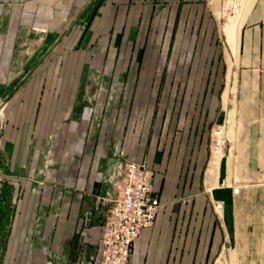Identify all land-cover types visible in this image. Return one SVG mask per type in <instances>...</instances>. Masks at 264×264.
<instances>
[{
    "label": "crops",
    "instance_id": "1",
    "mask_svg": "<svg viewBox=\"0 0 264 264\" xmlns=\"http://www.w3.org/2000/svg\"><path fill=\"white\" fill-rule=\"evenodd\" d=\"M92 1L0 0V155L25 179L16 223L24 229L8 237L3 264H63L54 255L89 201L90 249L128 159L166 173L154 179L163 205L128 264H210L223 250L228 208L234 235L242 203L264 214V0H249L233 24L221 0ZM91 61L118 81L84 83ZM179 75L190 78L186 92L218 95L201 104L197 128L188 113L184 123L175 116L164 165L156 94L175 91L163 78ZM210 119L224 122L226 145L209 177ZM186 183L195 191L178 213L167 189Z\"/></svg>",
    "mask_w": 264,
    "mask_h": 264
},
{
    "label": "rangeland",
    "instance_id": "2",
    "mask_svg": "<svg viewBox=\"0 0 264 264\" xmlns=\"http://www.w3.org/2000/svg\"><path fill=\"white\" fill-rule=\"evenodd\" d=\"M103 1V0H102ZM101 1V2H102ZM100 5V4H99ZM98 5V6H99ZM236 16H234L235 18ZM118 61H115L114 64L116 65ZM185 63L184 61L182 62ZM191 63H198V62H191ZM88 66L86 67V75H85V82L89 84H115L116 81H118L117 77L115 76L114 71V77H106L105 75V67H104V61H91L88 62ZM115 65H113L115 67ZM107 68L108 65H107ZM84 78V77H83ZM106 80V81H104ZM125 81L127 83V78H119V81ZM164 84H174L177 85L178 88L175 89V91H168V92H160L157 95L156 99V110H159L160 114V122L162 123L161 131L159 134L160 143L162 144V147H165L166 153L169 149L170 141V131H173L175 116L181 118V122H185L184 114L188 115V119L192 118V124L197 125L199 127L201 122V104L204 102L210 103L213 101H216L217 93H201V92H186L184 90V85L187 83L190 78L184 77V76H175L173 78L164 77ZM162 80V81H163ZM170 81V82H169ZM134 95V94H132ZM4 100V99H3ZM132 100V98H131ZM136 102H134L135 105ZM176 112L178 115H176ZM191 115L193 117H191ZM141 118V117H140ZM132 119L137 121V118L132 117ZM143 119V118H141ZM211 120V119H210ZM139 122V121H138ZM217 123L212 119L209 122V126H207L206 129H203L205 131L204 134H207L208 139V146L210 149V153L214 154V149L212 147V133L214 126ZM184 127H181L178 131H184ZM184 136V134H183ZM186 138H190L187 136ZM185 139V138H184ZM183 139V140H184ZM226 143L224 144L222 151L225 147ZM211 156L210 161H212ZM146 160V159H145ZM168 160V153L166 155V163L164 165H167ZM209 161V163H210ZM8 158L6 156L0 155V264H3V261L6 257V248H7V242L8 237L13 231L20 230V228L24 229V226H21L20 228L17 227V220L20 216L21 209H22V201L24 198L25 193V179L21 176H16L14 174H11L7 171V165H8ZM148 165L150 166L152 170V181L154 183L155 176H157L156 173L160 171L158 167L156 168L155 165H151L148 160H146ZM161 167V166H160ZM160 175L162 174L163 179L166 176V173L164 172V169L159 172ZM159 175V176H160ZM161 176V177H162ZM190 180V178H189ZM185 187H174V188H168V199L169 202L171 201L174 205L173 208H176L175 211L180 213L181 210H183L184 206H182L185 202L189 201L190 197H192L195 189H190V183L184 184ZM162 191V189H161ZM89 201L87 204H85L86 210H84L82 218V224L79 231L76 232V240L72 242V238L70 241H66L63 244V246H60L61 251L60 254L54 255V258L57 261H61V257L63 254L65 255V261L63 264H94V259L90 258V254L95 255L97 254L98 249V240L99 237L94 243L90 244L89 248L86 250L87 244L89 243L86 241V238L88 236V233L85 228H87L90 225V212L89 210L93 209V204H90ZM163 203V202H162ZM214 203L213 207L217 211L218 209H221L222 204ZM172 205V206H173ZM263 208V206H262ZM180 210V211H179ZM228 210V212H227ZM226 210V213L228 215H225L226 218L224 220V223L222 221V228L224 229V236L226 237L224 239V242H222V248L220 252L216 253L215 255H212L210 258V264H232V261H234V264H264V214L259 211V207L255 204L249 205L247 203H242L240 205V209L238 208V220H237V230H235L234 235V225L231 218V208H228ZM182 212V211H181ZM258 217H262L261 219H256ZM75 236V235H74ZM96 236V235H95ZM96 238V237H95ZM28 239V238H25ZM24 239V240H25ZM72 242V243H71ZM233 247L236 249V253H228V250H232ZM55 248V247H54ZM57 248V247H56ZM51 251V250H50ZM57 256V257H56ZM97 256V255H96Z\"/></svg>",
    "mask_w": 264,
    "mask_h": 264
},
{
    "label": "built area",
    "instance_id": "3",
    "mask_svg": "<svg viewBox=\"0 0 264 264\" xmlns=\"http://www.w3.org/2000/svg\"><path fill=\"white\" fill-rule=\"evenodd\" d=\"M248 1L221 0L222 14L234 16ZM4 102L0 101V110ZM211 139L214 151L222 154L226 143L224 122L214 126ZM152 175L146 160L128 159L123 163L114 191L105 196L110 206L101 228L95 264H128L135 240L143 228L154 222L163 205Z\"/></svg>",
    "mask_w": 264,
    "mask_h": 264
},
{
    "label": "bare ground",
    "instance_id": "4",
    "mask_svg": "<svg viewBox=\"0 0 264 264\" xmlns=\"http://www.w3.org/2000/svg\"><path fill=\"white\" fill-rule=\"evenodd\" d=\"M233 19H234V17H230V22L232 24H233ZM226 29H227V27H226ZM226 32H228V31H226ZM220 154H221L220 151H214V154H213V157H212V161H211V164H210V168H209V172H208L209 177L212 175L215 167L218 166L217 164H218V160L220 159L219 158Z\"/></svg>",
    "mask_w": 264,
    "mask_h": 264
},
{
    "label": "trees",
    "instance_id": "5",
    "mask_svg": "<svg viewBox=\"0 0 264 264\" xmlns=\"http://www.w3.org/2000/svg\"><path fill=\"white\" fill-rule=\"evenodd\" d=\"M101 1L102 0H93L92 1V5H94L95 6V8L96 7H98V5L101 3ZM94 11L95 10H93L91 13H90V15H93L94 14ZM153 185H154V183H153ZM154 189L158 192V194H159V196H160V192H161V188H158V187H156L155 185H154ZM161 198V197H160ZM1 218V217H0ZM0 221H1V219H0ZM76 238H77V236L75 235L73 238H72V242L74 241V240H76ZM71 242V243H72Z\"/></svg>",
    "mask_w": 264,
    "mask_h": 264
}]
</instances>
